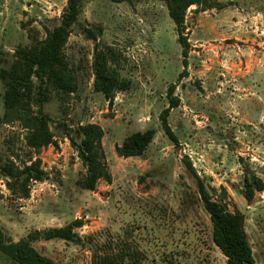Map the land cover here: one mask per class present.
<instances>
[{
  "label": "rangeland",
  "instance_id": "obj_1",
  "mask_svg": "<svg viewBox=\"0 0 264 264\" xmlns=\"http://www.w3.org/2000/svg\"><path fill=\"white\" fill-rule=\"evenodd\" d=\"M67 0H0V70L18 48L45 39L62 18ZM188 40L183 72L175 25L160 0H80V11L63 46L75 90H46L42 109L52 139L30 145L25 126L3 103L0 79V168L22 170L38 162L43 180L28 182V197L13 192L0 173V229L8 241L42 232L31 241L55 264H226L211 238V221L200 199L188 159L211 198L244 215V231L255 264H264V190L251 201L245 177L264 182V0H205L185 12ZM86 29L96 37L89 38ZM125 87L111 102L96 91L94 55ZM33 81L37 84L35 77ZM173 86L178 105L164 133L159 115ZM96 123L110 182L95 190L79 180L85 168L66 129ZM152 128L143 155L121 157L115 145L132 132ZM73 135V134H72ZM1 172V171H0ZM81 222L73 240L45 239V230ZM0 264H16L0 251Z\"/></svg>",
  "mask_w": 264,
  "mask_h": 264
},
{
  "label": "trees",
  "instance_id": "obj_2",
  "mask_svg": "<svg viewBox=\"0 0 264 264\" xmlns=\"http://www.w3.org/2000/svg\"><path fill=\"white\" fill-rule=\"evenodd\" d=\"M114 2L140 1V0H111ZM165 3L167 12L175 25L177 41L181 46L183 72L187 66L188 40L185 31V12L192 5H199L205 0H160ZM80 11V0H67L61 22L50 31L45 39L35 42L26 48H18L13 61L8 69L0 70V79L4 84L3 103L7 112H15L25 126H29L30 132L27 141L30 145L39 147L48 144L52 135L48 131L47 121L49 118L44 114L33 116L27 113L30 104H37L39 112L42 109V101L46 96V90H53L61 95H66L77 87L76 80L70 73L63 54V46L73 23L76 21ZM89 38H95V33L86 29ZM110 54L98 51L94 55L93 86L96 91L101 92L111 102L116 89L124 88L125 81L121 80L115 70L108 64ZM35 77L37 84L33 81ZM174 87L168 89L169 105L159 115L161 126L167 137L176 142L177 139L171 131L167 117L169 110L178 105V98L173 96ZM70 144L75 150L85 168L84 177L79 180L80 185L88 190H95L98 180L103 179L110 182L111 176L103 157L101 139L102 128L96 123H85L78 125L76 129H66ZM73 134V135H72ZM154 137L152 128L144 131H135L127 135L121 144L115 145L118 156H141ZM187 170L194 176L197 192L203 202L204 208L209 214L211 221V238L214 245L226 258V264H255L251 246L244 231V215L239 212H229L222 204L213 200L204 186L202 180L195 174L191 162L186 159ZM0 173L11 179L8 183L11 190L28 197V182L32 180H43L47 177L46 172L39 169L38 162L24 166L22 170L12 169L2 165ZM264 182L251 175L245 177L243 195L247 201H251L255 191H263ZM79 220H74L67 226L49 228L45 230V239L61 238L73 240V227L80 226ZM41 235V232H33L17 241L6 240L0 229V251L16 264H55L54 261L39 253L31 241ZM108 264H114L108 262Z\"/></svg>",
  "mask_w": 264,
  "mask_h": 264
},
{
  "label": "water",
  "instance_id": "obj_3",
  "mask_svg": "<svg viewBox=\"0 0 264 264\" xmlns=\"http://www.w3.org/2000/svg\"><path fill=\"white\" fill-rule=\"evenodd\" d=\"M43 235V233L41 232V236Z\"/></svg>",
  "mask_w": 264,
  "mask_h": 264
}]
</instances>
